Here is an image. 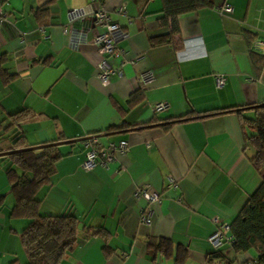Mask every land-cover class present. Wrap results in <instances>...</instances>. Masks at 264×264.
Returning <instances> with one entry per match:
<instances>
[{
	"label": "crops",
	"instance_id": "obj_1",
	"mask_svg": "<svg viewBox=\"0 0 264 264\" xmlns=\"http://www.w3.org/2000/svg\"><path fill=\"white\" fill-rule=\"evenodd\" d=\"M47 1L3 2L9 18L0 26V53L16 77L0 85L1 126L8 114L26 109L30 116L19 131L28 147L91 135L103 144L126 140L130 146L124 155L115 153L107 168L88 171L80 167L84 140L54 146L60 157L37 193L39 212L71 214L79 221L76 245L59 264H216L207 241L212 219L229 224L259 186L261 173L249 161L252 151L244 149L236 113L168 129L161 123L264 102V65L257 72L251 60V51L262 55L255 43L264 38V0H209V6L178 16L171 43L158 46L149 39L171 28L163 21L161 0H54L39 11ZM223 3L231 5L230 14L216 11ZM100 5L124 33L117 43L124 54L106 57L121 75H111L106 86L96 77V47L75 48L65 30L69 10ZM216 75L226 79L220 88ZM136 90L142 98L129 107ZM158 102L167 107L155 112ZM121 124L124 128L107 131ZM2 130L0 152L11 147L10 131ZM7 166L0 161V264H27L20 234L29 220L9 215ZM169 176L174 187L168 186ZM141 184L161 199L148 207L150 224L139 221L146 202L134 192ZM97 230L103 233L93 235ZM151 238L169 240L168 253L148 252ZM219 252L232 264H253L258 254L234 253L230 244Z\"/></svg>",
	"mask_w": 264,
	"mask_h": 264
},
{
	"label": "trees",
	"instance_id": "obj_2",
	"mask_svg": "<svg viewBox=\"0 0 264 264\" xmlns=\"http://www.w3.org/2000/svg\"><path fill=\"white\" fill-rule=\"evenodd\" d=\"M4 2L5 0H1ZM54 0H48L39 11H46L47 6ZM163 6V21L171 23L170 32L166 35L154 36L149 39L150 46L171 43L172 22L180 15L196 12L210 5L209 0H161ZM7 55L0 53V85L4 86L16 77V74L7 68ZM251 60L257 70L261 71L264 65V56L251 51ZM142 98L139 90L129 95L127 104L129 107L136 104ZM1 106V105H0ZM236 113L243 131L244 149L252 151L249 161L253 168L261 173V182L240 212L229 223L232 241L230 243L234 253H244L251 249L258 251L254 259L256 264H264V107L258 104L244 107H231L217 109L210 112L193 115L191 112L165 122L163 129H168L175 123L185 122L190 119L205 118L223 113ZM30 116L26 109L8 114L9 122L0 128L10 131L12 149H23L28 146L23 142V136L19 131V123ZM125 125H119L108 129L118 130ZM60 157L54 146H45L36 150L15 152L1 157L6 160L8 166L5 176L9 184V193L13 200L9 215L11 217H23L29 223L20 234V243L27 257V264H59L63 257L76 245L78 238L79 221L71 214L43 215L39 212L40 200L37 193L47 183L48 174L52 170L55 161ZM4 197H0V205ZM101 230L93 233L102 234ZM170 241L159 238L147 241V251L152 249L153 254L168 253ZM109 250L106 246L104 253ZM212 258L222 259L219 251H215ZM225 261V260H224ZM227 264H232L225 261Z\"/></svg>",
	"mask_w": 264,
	"mask_h": 264
},
{
	"label": "built area",
	"instance_id": "obj_3",
	"mask_svg": "<svg viewBox=\"0 0 264 264\" xmlns=\"http://www.w3.org/2000/svg\"><path fill=\"white\" fill-rule=\"evenodd\" d=\"M118 12L124 14L125 10L118 7ZM219 14H230L232 7L223 3L216 8ZM9 18V13L3 9V2L0 0V26ZM100 29V30H99ZM73 39L75 48L84 43H91L96 47V52L100 59L96 63V77L102 86L110 82L111 75H121L120 69L113 68L106 61V57H118L124 54V51L117 46L118 41L124 36L120 24L113 20L105 7L100 5L94 9L73 8L67 13V25L65 27ZM91 37L88 38L87 35ZM23 41V35L21 36ZM255 45L260 49L264 56V38L256 41ZM226 82L225 77L216 75L214 83L216 88L222 87ZM167 107L166 102H158L154 105V111L160 112ZM84 158L80 164L83 170H92L96 166L107 168L114 160L115 153L122 155L130 150L129 143L126 140L116 142H99L97 136L91 135L84 139ZM168 186L174 187L175 181L169 176ZM135 198H141L146 202V208L140 211L139 221L143 224H150L151 211L149 206L160 203V195L154 191L148 184H141L134 192ZM212 223L215 225L213 232L208 236L207 241L214 251H219L224 245L230 244L232 237L229 224L213 217ZM253 264L255 260H251ZM216 264H227L224 260L218 259Z\"/></svg>",
	"mask_w": 264,
	"mask_h": 264
},
{
	"label": "water",
	"instance_id": "obj_4",
	"mask_svg": "<svg viewBox=\"0 0 264 264\" xmlns=\"http://www.w3.org/2000/svg\"><path fill=\"white\" fill-rule=\"evenodd\" d=\"M258 106L264 107V102L258 104ZM161 124L164 125L165 123H161ZM149 126L153 127L155 125L151 124ZM107 134H110V133H107ZM84 139L85 138H77V139H71V140H66V141H61V142L47 143V144L27 147V148H23V149L7 150V151L0 152V157H4V156H7L9 154H13L15 152H21V151H25V150H36V149H40V148L45 147V146H57V145H60V144H69V143H74V142H80V141H83Z\"/></svg>",
	"mask_w": 264,
	"mask_h": 264
},
{
	"label": "rangeland",
	"instance_id": "obj_5",
	"mask_svg": "<svg viewBox=\"0 0 264 264\" xmlns=\"http://www.w3.org/2000/svg\"><path fill=\"white\" fill-rule=\"evenodd\" d=\"M1 132H3V134H4V130H2ZM6 160H4V162H5ZM1 175V174H0ZM8 197H9V199L11 198V195L10 194H8Z\"/></svg>",
	"mask_w": 264,
	"mask_h": 264
}]
</instances>
